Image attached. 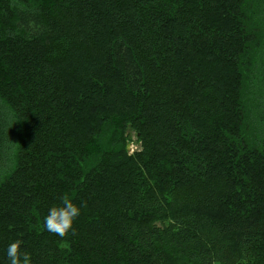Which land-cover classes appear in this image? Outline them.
Wrapping results in <instances>:
<instances>
[{"label":"trees","instance_id":"trees-1","mask_svg":"<svg viewBox=\"0 0 264 264\" xmlns=\"http://www.w3.org/2000/svg\"><path fill=\"white\" fill-rule=\"evenodd\" d=\"M13 242L31 264H264V0H0V264Z\"/></svg>","mask_w":264,"mask_h":264},{"label":"clouds","instance_id":"clouds-1","mask_svg":"<svg viewBox=\"0 0 264 264\" xmlns=\"http://www.w3.org/2000/svg\"><path fill=\"white\" fill-rule=\"evenodd\" d=\"M82 206L75 204L68 196L60 198L59 205L48 209L44 217L43 227L46 231L64 238L70 231H74V222L81 214ZM8 264H31V256L21 250L19 242H13L6 248Z\"/></svg>","mask_w":264,"mask_h":264},{"label":"rangeland","instance_id":"rangeland-1","mask_svg":"<svg viewBox=\"0 0 264 264\" xmlns=\"http://www.w3.org/2000/svg\"><path fill=\"white\" fill-rule=\"evenodd\" d=\"M129 146H130V153H134L138 148V142H137V138L135 135L132 136V140L129 142Z\"/></svg>","mask_w":264,"mask_h":264},{"label":"bare ground","instance_id":"bare-ground-1","mask_svg":"<svg viewBox=\"0 0 264 264\" xmlns=\"http://www.w3.org/2000/svg\"><path fill=\"white\" fill-rule=\"evenodd\" d=\"M128 150L130 151V146L128 145Z\"/></svg>","mask_w":264,"mask_h":264}]
</instances>
